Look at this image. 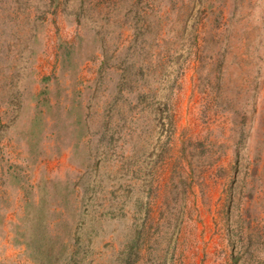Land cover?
Listing matches in <instances>:
<instances>
[{
    "label": "rangeland",
    "instance_id": "rangeland-1",
    "mask_svg": "<svg viewBox=\"0 0 264 264\" xmlns=\"http://www.w3.org/2000/svg\"><path fill=\"white\" fill-rule=\"evenodd\" d=\"M0 264H264V0H0Z\"/></svg>",
    "mask_w": 264,
    "mask_h": 264
}]
</instances>
